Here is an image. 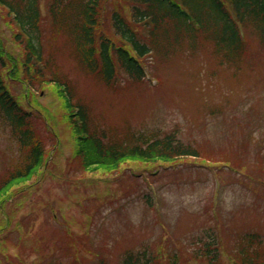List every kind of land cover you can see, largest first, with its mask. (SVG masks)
Wrapping results in <instances>:
<instances>
[{
    "label": "trees",
    "instance_id": "16d2710c",
    "mask_svg": "<svg viewBox=\"0 0 264 264\" xmlns=\"http://www.w3.org/2000/svg\"><path fill=\"white\" fill-rule=\"evenodd\" d=\"M0 18L12 34L8 46L0 38V134L9 142L4 150L0 147L5 166L0 176V254L10 264L20 261L5 256L8 247L1 238L13 226L16 210L38 197L51 212V219L62 208L51 201L49 193L48 199L44 193L41 196L49 178L72 184L78 194L83 188H94L88 196L101 200L104 192H99V184L114 182L126 167L152 173L201 158L249 171L247 165L242 166L240 154L209 152L206 144L182 142L175 131L127 128L121 139L118 133L116 137L99 130L93 126L89 110L73 103L76 86L58 58L66 47L81 69L114 92L141 85L147 62L158 70L180 57L195 60L202 56L209 61L210 71L224 66L239 71L259 56L254 51L256 42L264 52V0H0ZM17 89L20 95L15 94ZM45 90L55 92L61 101V117L41 104ZM75 109L81 111L82 126H78ZM64 125L70 132L72 154L66 159L60 146L50 163L51 152L59 143L58 128ZM258 142L264 143L251 140L244 151L249 153L251 144L260 145ZM147 200L150 204V197ZM8 206L13 210H7ZM33 208L41 207L34 203ZM44 214L41 210L32 223L37 226ZM160 240L152 257L130 254L124 264H162L165 253L173 264L188 263L192 257L195 262L202 258L213 262L217 252L212 254V241L188 259L183 253L164 252L170 245H164V238ZM27 242L25 238V245ZM39 243L30 242L32 252L39 251Z\"/></svg>",
    "mask_w": 264,
    "mask_h": 264
},
{
    "label": "rangeland",
    "instance_id": "374dc122",
    "mask_svg": "<svg viewBox=\"0 0 264 264\" xmlns=\"http://www.w3.org/2000/svg\"><path fill=\"white\" fill-rule=\"evenodd\" d=\"M0 38L7 46L11 43L12 34L2 24L1 18ZM60 42L65 43L63 40ZM254 51L259 56L249 60L250 67L239 71L226 66L208 71L206 62L209 61L202 56L193 63L180 57L175 62L161 65V73L147 62V73L153 78L161 77L162 87L154 88L146 80L143 85L122 89L117 95L88 76L66 47L59 54L58 64L92 107L93 114L103 118L101 126L104 130H111L114 135L118 132L120 136L127 128L135 132L175 131L183 142L206 144V149L211 152L223 150L222 144L243 148L251 133L253 139L264 140V52L257 42ZM198 65L200 67L195 68ZM40 100L56 115L61 114L60 101L53 92L46 91ZM218 109L223 112L216 117L213 112ZM60 132L64 136L65 157L68 159L72 153L68 143L69 133L65 129ZM5 137L0 134L2 150L9 145ZM242 151L240 149L238 153L244 155L245 151ZM2 161L0 154V176L5 170ZM190 163L166 174L161 172L152 176L151 172L141 173L143 175L140 178L136 177L139 174L134 167H126L118 181L108 186L110 194L107 198L100 200L88 196L89 200L95 202H84L87 215L83 213L82 200L72 184H58L49 178L42 188L41 196L44 193L48 199L49 193L51 201L64 202L69 206L65 216L73 234L77 237L88 232V241L93 244L94 251L111 252L110 262H119L128 251L142 252L144 249L141 247H145L146 243L150 244L152 251L164 228L175 238L184 239L183 235L192 231H195L196 236L200 235V229L204 228L200 220L206 215L212 214L213 219L218 217L226 222L232 220L229 235H233L230 239L235 242L243 232L264 227L261 224L264 210L254 205L255 202H264L259 200L264 198L263 188L252 184L240 173H232L230 169L220 172L217 183L208 169L195 166L194 161ZM93 193L94 190L89 189V194ZM80 195H84L83 191ZM150 195L153 208L146 202ZM34 203H39L44 210L48 237L52 238V231L60 229L56 221H50L51 212L46 205L36 198L16 210L13 228L3 234L2 238L9 243L8 255L23 257L24 264H39L41 256L40 264H58L60 258L62 264H67L61 253L54 254L56 245H49L48 249L36 255L30 249L22 251L17 247L21 242L20 234L28 235L26 229L40 214L38 209L33 208ZM6 208L13 210L12 206ZM19 223L24 224L19 227L20 234L17 231ZM33 232L31 241L38 240L43 230L36 228ZM85 250L78 244L72 248L74 254H83ZM0 261L8 264L1 255Z\"/></svg>",
    "mask_w": 264,
    "mask_h": 264
}]
</instances>
